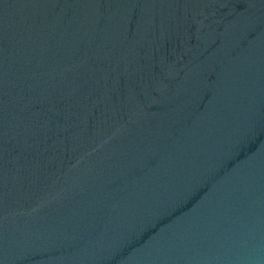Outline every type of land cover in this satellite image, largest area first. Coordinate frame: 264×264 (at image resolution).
<instances>
[{
	"label": "water",
	"instance_id": "1",
	"mask_svg": "<svg viewBox=\"0 0 264 264\" xmlns=\"http://www.w3.org/2000/svg\"><path fill=\"white\" fill-rule=\"evenodd\" d=\"M0 264H264V0H0Z\"/></svg>",
	"mask_w": 264,
	"mask_h": 264
}]
</instances>
